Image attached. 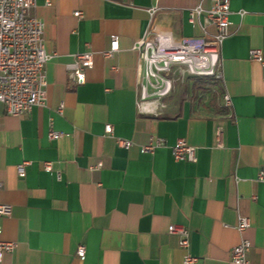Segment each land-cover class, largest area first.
<instances>
[{"label": "crops", "instance_id": "obj_1", "mask_svg": "<svg viewBox=\"0 0 264 264\" xmlns=\"http://www.w3.org/2000/svg\"><path fill=\"white\" fill-rule=\"evenodd\" d=\"M34 3L45 53L54 58L45 67L42 107L11 117L0 105V205L11 208L0 219V240L16 246L0 264H182L178 239L167 235L171 226L188 231L189 252L200 264H230L241 239L250 243L247 263L264 264V181L258 180L264 171V64L249 61L254 50L264 61V0H229V37L216 85L230 109L194 102L198 81L190 80L186 97L169 101L157 117L137 113L132 47L145 33L214 35L204 14L209 0ZM111 37L119 51L105 59ZM86 52L92 67L77 87L67 67ZM49 129L63 138L48 141ZM155 139L165 146L143 154ZM117 140L131 147L122 149ZM178 140L196 150L195 164L173 160L170 148ZM240 217L249 222L243 235L235 230ZM80 247L83 260L76 257Z\"/></svg>", "mask_w": 264, "mask_h": 264}, {"label": "built area", "instance_id": "obj_2", "mask_svg": "<svg viewBox=\"0 0 264 264\" xmlns=\"http://www.w3.org/2000/svg\"><path fill=\"white\" fill-rule=\"evenodd\" d=\"M210 9L204 13L207 25L213 27L214 35L204 32L202 37L175 39L171 34L149 35L145 33L132 47L137 54L135 67L136 109L139 116H159L167 108L169 101L186 97V84L190 80H209L220 82V53L225 40L229 37V0H209ZM34 0H0V105L5 114L11 117L24 116L34 108L42 107L46 101L45 67L53 60L47 55L43 45V24L35 14ZM200 15L197 9L194 12ZM73 17L81 19L79 12ZM118 39L111 37L109 51L103 53L105 59H113L118 53ZM92 53L86 52L74 57L67 67L71 84L84 85V71L92 67ZM249 61L264 64L261 51H251ZM114 70V69H113ZM223 106L230 109L228 97L223 98ZM62 107L58 109L60 113ZM106 135H112V127L106 126ZM60 132L49 129L48 141L57 142L63 138ZM217 147L222 148V131L215 133ZM122 149L131 147L128 141L117 140ZM161 139L151 140L141 148L143 154H152L162 148ZM175 162L196 163V150L178 140L170 148ZM23 164L16 169L18 178L24 177ZM45 173L52 172V165L44 163ZM264 181V171L258 176ZM11 208L0 205V219L9 217ZM249 228L248 219L240 217L235 230L243 235ZM1 235V228H0ZM167 235L178 239V249L183 252L182 264H200L199 259L189 252V233L184 227L171 226ZM15 244L0 240V263L3 256L15 251ZM250 243L241 239L229 253L230 264H248L247 253ZM85 250L80 247L76 257L83 260Z\"/></svg>", "mask_w": 264, "mask_h": 264}, {"label": "trees", "instance_id": "obj_3", "mask_svg": "<svg viewBox=\"0 0 264 264\" xmlns=\"http://www.w3.org/2000/svg\"><path fill=\"white\" fill-rule=\"evenodd\" d=\"M216 83L217 82L209 81V80H200L196 83V85L193 86L194 91L196 92L195 100H197V104L203 105L205 99H209V102H208L209 106L216 105L215 101L217 100V98H213L214 96L212 95L213 86L216 85ZM215 94L221 98L222 96L221 89L219 88V90ZM220 110L221 112H223V110H226V109L223 108Z\"/></svg>", "mask_w": 264, "mask_h": 264}, {"label": "rangeland", "instance_id": "obj_4", "mask_svg": "<svg viewBox=\"0 0 264 264\" xmlns=\"http://www.w3.org/2000/svg\"><path fill=\"white\" fill-rule=\"evenodd\" d=\"M219 88L220 87H218L217 85H214L213 86V93H212V95L214 96L213 98H217V100L215 101V104H216V106L219 108V109H223L224 108V106H223V101L221 100V98L218 96V95H216L215 93L219 90ZM216 96V97H215ZM194 102H196L197 103V100H194ZM208 102H209V99H205V101H204V103H203V106H209L208 105Z\"/></svg>", "mask_w": 264, "mask_h": 264}]
</instances>
